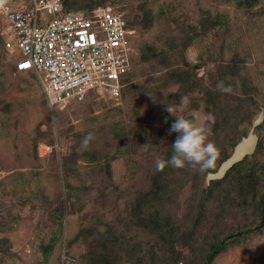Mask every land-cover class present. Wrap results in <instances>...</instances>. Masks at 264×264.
<instances>
[{
  "label": "rangeland",
  "instance_id": "374dc122",
  "mask_svg": "<svg viewBox=\"0 0 264 264\" xmlns=\"http://www.w3.org/2000/svg\"><path fill=\"white\" fill-rule=\"evenodd\" d=\"M3 1L11 10L26 2ZM105 2L132 19L141 8L150 11L148 30L134 26L136 58L146 42L170 50L168 67L152 72L136 64L133 86L118 101L92 94L52 107L34 71L16 70L21 54L6 48L0 25V264H86L96 250L112 264H153L149 252L160 257L173 238L139 225L152 213L178 223L175 246L184 259L202 264L219 237L260 221L264 120L256 128V151L243 159L242 182L232 173L208 185L198 166H168L163 178L171 185L158 200L154 177L156 160L176 137L168 133L175 119L168 105L176 115H199L211 129L209 140L229 153L264 108V0L253 6L244 0ZM218 18L211 30L209 21ZM173 67L191 72L196 84L184 96L166 74ZM207 89L227 92L215 112ZM250 163L254 175L245 170ZM146 194L144 205L138 196ZM211 264H264V225L233 238Z\"/></svg>",
  "mask_w": 264,
  "mask_h": 264
},
{
  "label": "built area",
  "instance_id": "2783aa9c",
  "mask_svg": "<svg viewBox=\"0 0 264 264\" xmlns=\"http://www.w3.org/2000/svg\"><path fill=\"white\" fill-rule=\"evenodd\" d=\"M0 19L6 48L16 47L21 54L17 70L34 71L52 107L92 94L121 98L135 29L113 6L86 13L65 11L61 0H26L11 10L0 0Z\"/></svg>",
  "mask_w": 264,
  "mask_h": 264
},
{
  "label": "trees",
  "instance_id": "16d2710c",
  "mask_svg": "<svg viewBox=\"0 0 264 264\" xmlns=\"http://www.w3.org/2000/svg\"><path fill=\"white\" fill-rule=\"evenodd\" d=\"M61 1H62L63 8L65 11L82 10L86 13H90L94 8L106 3L105 2L106 0H61ZM257 2L258 0H244L243 4H245L246 6H253ZM116 9L120 10V7L119 9L118 8ZM141 9L143 11V14L141 16H139V13H138L136 14L134 19H132L128 14L127 15L125 14L124 17L129 27L134 28V26H138L144 30H148L152 22L151 13L146 8H141ZM209 22H210L209 25H210L211 30L216 29L221 24L219 18L215 20H210ZM0 25L2 26L4 24L0 22ZM191 41L192 39H189L187 43H190ZM3 42L5 45V40ZM169 51L170 50L168 48L156 47L153 42H146L140 49V54L138 55V58H136L135 56L131 58V69L125 74L123 78V87L121 90V97L122 95H124L123 90H125V88L129 89L131 86H133L132 82H133V78L135 77L134 66L136 64L143 62L144 64L148 65L147 69L152 72L157 71V68L159 65L168 67V65H170L169 64ZM15 68L17 70L16 65H15ZM171 70L167 71L166 74L168 76L170 75L171 77H174L173 81L179 83L182 89L180 96H184L188 92L193 90L196 84L194 83L191 72H189L186 69L175 68V67H173ZM244 93L248 94V92L246 91ZM206 95L209 98L208 109H210L212 112H215L220 109V102L223 99L222 96L226 97L227 92H222L221 90L217 92V91L207 89ZM227 148L228 147L223 148L222 146L217 147V156H216L217 160L214 161V164L212 167L205 169V173L216 171L218 167L220 166V164L222 163V161L231 155V153L227 152ZM170 155H171V148L169 146V148L166 149L164 159H167ZM244 162L245 160L236 163L226 173V175L223 178L233 173L232 176H234L238 181L242 182L243 180H245L244 178L248 175H246V173L243 172L244 169L242 170V165L244 164ZM167 167H165V169L162 171H158L157 175L154 177V185H157V187H155V193L157 195L158 200L163 198V194H164L166 187L168 188L171 185V182L167 181L166 177L163 178L167 171ZM253 168H254L253 163H250V164H246L245 170L250 175H254ZM217 183H219V180L212 182L210 188L206 190L207 197H209L210 193H212L211 191L215 188L214 186ZM245 183L248 184L247 181ZM146 197H147V194L145 196H138V201L142 202V199L144 198L143 203L144 205H146L145 203ZM258 204L260 205L258 207L259 216H260L259 223L253 226H248V227H244L239 230H236V231H232L228 234H225L219 237L210 246V250L208 251L202 264H211L212 261L215 259V257L219 253L223 252L225 248L227 247V245L232 242L233 238L241 237L242 235L246 236L264 225V193L261 196H259ZM147 206H148V203H147ZM163 215L161 218H154L153 213L152 215L148 214L147 218H144V220L139 222V225L141 226L144 225L145 228L156 230L159 233V235L165 239L168 237L173 238L170 241V245H169V247L171 246V249L169 251L162 252L163 254L160 257L155 254L153 255L154 251L149 252V255H150L151 260L153 261V264L155 263V259L156 261H161V264H195V263H191L190 260L184 259V256H182V254L180 253L178 246H175L174 244V238H176V231H178V223L175 220H172L171 216H166V215L163 216ZM193 231H194V228H193ZM122 242H124L125 244V241H122ZM107 243L108 242L106 240L104 242V246H106ZM131 252H134V250H132ZM102 253L103 252L97 253V250L96 252L90 251V253L87 256L86 264H92V263L112 264L113 260L110 259L109 255H103ZM132 259H134V257ZM138 260L141 261V258H139Z\"/></svg>",
  "mask_w": 264,
  "mask_h": 264
},
{
  "label": "clouds",
  "instance_id": "9594fccd",
  "mask_svg": "<svg viewBox=\"0 0 264 264\" xmlns=\"http://www.w3.org/2000/svg\"><path fill=\"white\" fill-rule=\"evenodd\" d=\"M155 99L153 96V100ZM182 100L183 98H181ZM165 110L175 116V119L170 123L168 133H175L176 137L170 145L171 155L167 159L156 160V171H162L167 166L181 168L186 164L193 168L198 166L199 171L212 167L217 156V147L209 140L210 127L196 113H192L190 116L176 115L170 105ZM207 119L210 120L211 117ZM165 121L167 122V117H165ZM86 142L87 140H85Z\"/></svg>",
  "mask_w": 264,
  "mask_h": 264
},
{
  "label": "water",
  "instance_id": "95a60500",
  "mask_svg": "<svg viewBox=\"0 0 264 264\" xmlns=\"http://www.w3.org/2000/svg\"><path fill=\"white\" fill-rule=\"evenodd\" d=\"M263 120L264 108L262 107L256 118L253 120L249 132L235 145L231 155L222 161L216 171L207 173L206 182L208 185L212 180L223 178L237 162H240L246 156L251 155L256 151L259 142V135L256 132V128Z\"/></svg>",
  "mask_w": 264,
  "mask_h": 264
},
{
  "label": "bare ground",
  "instance_id": "6f19581e",
  "mask_svg": "<svg viewBox=\"0 0 264 264\" xmlns=\"http://www.w3.org/2000/svg\"><path fill=\"white\" fill-rule=\"evenodd\" d=\"M42 151H43V149H42Z\"/></svg>",
  "mask_w": 264,
  "mask_h": 264
}]
</instances>
